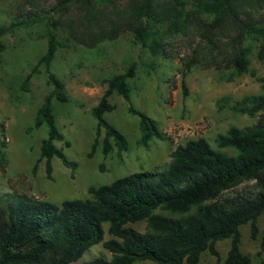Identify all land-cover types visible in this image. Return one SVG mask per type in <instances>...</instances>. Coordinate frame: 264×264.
Segmentation results:
<instances>
[{
    "label": "trees",
    "instance_id": "trees-1",
    "mask_svg": "<svg viewBox=\"0 0 264 264\" xmlns=\"http://www.w3.org/2000/svg\"><path fill=\"white\" fill-rule=\"evenodd\" d=\"M187 2L190 9L184 11ZM261 7L264 0H22L13 20L0 26V50L4 34L46 21L45 50L35 67L43 66L50 90L32 121L33 128L44 126L46 131L33 169L42 160L45 175L50 177L53 157L71 171L77 166L65 156L63 147L55 145L57 141L69 145L56 126L53 110L54 102L68 100L63 82L49 70L60 46L55 29L87 48L128 31L151 53L163 54L165 48L157 27L165 24L166 35L181 32L195 21L215 67L220 69L219 58L223 66L239 75L247 71L249 64L250 48L243 45L245 41L258 40L255 57L264 59V15L261 22L253 15ZM201 14L209 21L198 20ZM191 64L192 58L184 72ZM134 67L131 63L124 72L105 79V89L90 109L95 136L102 132L103 155L115 148L118 156L128 147L125 137L106 122L103 114L114 109L109 101L113 92L128 102L126 80L133 76ZM257 79L262 92L235 100L234 110L253 115L264 108V78ZM180 87L185 96L183 78ZM127 111L138 116L137 145L147 146L152 138H165L149 116L131 105ZM214 142L217 148L233 149V154L212 148L203 137L188 139L173 148L160 170L134 172L107 184L89 186L87 198L65 199L55 205L20 195L0 197V264H69L99 242L110 252V258L94 256L82 264H136L142 260L195 264L203 251L214 257L213 264H251L250 257L240 249L239 228L246 223L250 238L259 236L256 264H264V227L259 231L257 226V218L264 212V116L248 126H229L216 135ZM4 146L0 141V161L4 160ZM95 146L96 138L88 156ZM241 180H253L255 192L220 197ZM140 220L145 221L141 232L125 226ZM102 223H107L110 236L105 240ZM222 239H228L229 246L220 259L215 242Z\"/></svg>",
    "mask_w": 264,
    "mask_h": 264
},
{
    "label": "rangeland",
    "instance_id": "rangeland-1",
    "mask_svg": "<svg viewBox=\"0 0 264 264\" xmlns=\"http://www.w3.org/2000/svg\"><path fill=\"white\" fill-rule=\"evenodd\" d=\"M21 1L0 0V26H6L13 20ZM189 9L187 2L184 11ZM253 13L261 22L264 7ZM197 17L198 20L209 21L204 14ZM165 28V24L157 27L165 48L163 54L151 53L146 46L135 42L128 31L87 48L67 39L60 29L54 30L60 46L50 61L49 70L63 82L68 100L54 102L53 110L56 126L69 143L64 146L57 141L55 145L63 147L65 156L75 161L77 166L71 171L53 157L50 177L45 175L42 160L33 169L40 140L45 137L46 131L44 126L33 128L32 121L37 107L50 90L43 66L35 67L45 50L46 21L16 27L1 37L0 141L5 146L2 150L4 160L0 161V197L20 195L55 205L65 199L87 198L89 186L107 184L134 172L160 170L177 144L197 137L206 139L214 149L233 154L231 148L216 147V135L229 126H248L259 116H264V108L253 115L233 109L235 100L262 92L257 78H264V59L260 61L255 57L258 40L249 39L243 43L250 48L249 64L246 72L235 75L232 68L223 66L219 58L220 69L211 62V52L201 38L195 21L181 32L163 35ZM191 58L192 64L184 72L185 64ZM131 63L135 67L133 76L126 80L128 102L113 92L109 101L114 109L103 114L106 122L125 137L128 147L118 156L115 148L103 155L100 151L102 132L95 136V120L90 109L105 89V79L124 72ZM181 78L187 89L185 96L181 93ZM128 105L153 119L165 133V138H152L147 146L137 145L138 116L127 111ZM94 138L96 146L88 156ZM255 190L253 180H241L223 191L220 197L238 192L253 193ZM155 212L165 214L159 209ZM125 226L141 232L145 221L126 223ZM257 226L259 231L264 227V212L258 216ZM106 228L107 223H102V240L110 237ZM239 231L241 251L250 257L251 264H256L259 259V236L250 238L247 223L241 225ZM228 246V239L215 242L220 259ZM94 256L109 259L110 252L99 242L69 264H82ZM213 263L214 257L203 251L195 264ZM136 264L156 263L142 260Z\"/></svg>",
    "mask_w": 264,
    "mask_h": 264
}]
</instances>
